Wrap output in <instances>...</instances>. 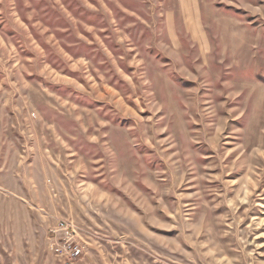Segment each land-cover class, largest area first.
<instances>
[{"label": "rangeland", "instance_id": "374dc122", "mask_svg": "<svg viewBox=\"0 0 264 264\" xmlns=\"http://www.w3.org/2000/svg\"><path fill=\"white\" fill-rule=\"evenodd\" d=\"M264 264V0H0V264Z\"/></svg>", "mask_w": 264, "mask_h": 264}, {"label": "built area", "instance_id": "2783aa9c", "mask_svg": "<svg viewBox=\"0 0 264 264\" xmlns=\"http://www.w3.org/2000/svg\"><path fill=\"white\" fill-rule=\"evenodd\" d=\"M74 230H67L64 242L57 251L64 256V264H81L79 263L85 253L86 246L75 238Z\"/></svg>", "mask_w": 264, "mask_h": 264}]
</instances>
